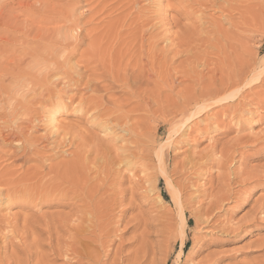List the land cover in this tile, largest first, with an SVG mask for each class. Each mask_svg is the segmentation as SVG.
Segmentation results:
<instances>
[{
  "label": "rangeland",
  "instance_id": "1",
  "mask_svg": "<svg viewBox=\"0 0 264 264\" xmlns=\"http://www.w3.org/2000/svg\"><path fill=\"white\" fill-rule=\"evenodd\" d=\"M17 1L0 0L5 26H36ZM77 1L46 25L55 53L73 35L85 53L64 104L27 97L26 162L0 141V264H264V0ZM16 48L0 50V130L26 94L3 76Z\"/></svg>",
  "mask_w": 264,
  "mask_h": 264
},
{
  "label": "bare ground",
  "instance_id": "2",
  "mask_svg": "<svg viewBox=\"0 0 264 264\" xmlns=\"http://www.w3.org/2000/svg\"><path fill=\"white\" fill-rule=\"evenodd\" d=\"M56 1L57 2L54 3V0H18L15 3L16 4L15 8L19 10L21 13L24 12L30 14L33 13L34 11H38L45 14L44 16L41 15L40 20L36 21L38 23L34 27L28 25L27 21L23 27L5 26L6 22L5 20H3L4 18L3 16L4 13H7L6 10L7 6L0 7V28L5 26L3 32L8 34V36L5 38L0 37V50L3 48L11 49L12 47H14V45H17L16 50L13 51L14 52L13 58H9L5 64L6 66L3 69V73H4L3 76L6 80L9 81V85L11 86L12 89L16 88L18 90H25L26 93L21 98L20 103L16 104L15 107L13 106L8 107L6 111L4 110L3 112L4 115L2 113L1 121L2 124H4V126H2V130H0V141H2L3 145H9L10 142H13L17 147L16 150L19 151L18 154L23 153L22 159H24L25 162L27 160L26 150L27 148H30V146H28V141L24 138V134H25V129H30L31 128L30 124L32 123L30 119H22V117L24 116V114L22 113H25L27 108L26 106L30 104L29 103L30 100L27 101L28 99L27 97L29 95L38 96V98H36L35 101L38 99L40 102H46V103H50V100H52L53 98L54 100L59 99V102L63 103V99L61 97L62 92L68 91L67 88L69 87L70 83H72V78L74 77V74L72 73L71 70L72 68L68 66L70 60L75 58L76 56H78V59L80 60L83 58V55L85 54L83 51H81L82 54L80 55L75 54L77 51H79L82 43V41L78 40V35L76 36L73 35L72 37H67L63 40H61L62 38L56 40L58 41L57 47L60 49V51L57 53H55V50L51 48L55 46L54 44H51L50 47L51 30L47 28L46 25L50 24L51 21H56L55 18H50V12H55L59 10V13L63 15L62 21L64 20L66 23H72L71 22L72 15L74 11L77 9V5L79 4L77 0H56ZM207 1L209 2V0ZM111 27L112 26H110V29ZM105 28L107 29L108 27ZM112 31H110L109 28L105 31V29L103 28L102 31L89 37L88 38L89 41L87 42L88 43L87 48H84L86 49L85 51L90 52L94 55L95 54L102 55V53L105 51L104 46H106L107 43H109L110 39L116 37V34L112 33ZM115 33L118 34L117 31ZM86 35L90 36L89 32ZM17 38H21V40L18 43H16ZM69 40L75 42L73 43L74 45L72 46L71 51H69V46H70L69 43H71L69 42ZM90 53L89 56L92 55ZM80 62L85 63L84 60L79 61V63ZM54 65L55 67L52 68V66ZM37 66H40L39 70L35 69ZM69 69L71 72L69 71ZM78 71L80 70L76 71V77L78 79L73 83L75 85L74 88H77V84L83 79L82 71H80V73ZM52 85L55 88L58 85H62L61 87H63V90H59V91L50 90V86ZM12 89L11 91H13ZM16 92L17 91H14L15 94L18 93ZM50 97L52 98L50 99ZM33 99L34 98L32 97L31 100ZM53 117L54 115L51 116L52 120ZM189 119H187L186 122ZM186 122H183L180 126H178L177 130L183 127V125ZM22 124L25 125L24 129L21 128ZM125 131L127 133H130V130H125ZM16 154L17 152H15V155ZM30 175H35V173L34 172L26 173V175L24 176V180L28 178ZM2 176L3 174L1 175L0 178V184L9 185L10 182L6 180H2V178L4 177ZM84 184L85 183H83L82 186H84ZM79 186L81 185L75 184L74 187L75 192L79 190ZM169 191L172 190H168V192ZM172 192L174 193V191ZM174 200L176 202L177 198L175 197ZM178 211L181 212L180 207L178 208ZM180 218H182L181 215ZM181 247L182 248L178 253L179 256L184 253L183 243Z\"/></svg>",
  "mask_w": 264,
  "mask_h": 264
}]
</instances>
